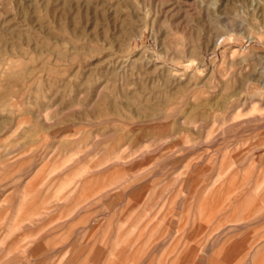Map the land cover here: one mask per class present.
Wrapping results in <instances>:
<instances>
[{
  "label": "rangeland",
  "instance_id": "rangeland-1",
  "mask_svg": "<svg viewBox=\"0 0 264 264\" xmlns=\"http://www.w3.org/2000/svg\"><path fill=\"white\" fill-rule=\"evenodd\" d=\"M263 116L264 0H0V264H264Z\"/></svg>",
  "mask_w": 264,
  "mask_h": 264
},
{
  "label": "bare ground",
  "instance_id": "bare-ground-1",
  "mask_svg": "<svg viewBox=\"0 0 264 264\" xmlns=\"http://www.w3.org/2000/svg\"><path fill=\"white\" fill-rule=\"evenodd\" d=\"M30 89V88H29ZM230 102V101H229ZM237 102V101H236ZM232 103V102H231ZM229 104V107L233 104ZM235 104V103H234ZM89 107V106H88ZM230 109V108H229ZM231 110V109H230ZM217 112V111H216ZM188 114V113H187ZM261 114V113H260ZM213 115V114H212ZM217 115V114H216ZM211 116V115H210ZM264 117V116H263ZM200 118V117H199ZM154 119V118H153ZM225 119V118H224ZM228 119V118H227ZM230 119V118H229ZM13 120V119H12ZM194 120V119H193ZM226 120V119H225ZM151 121V120H150ZM153 121V120H152ZM196 123V122H195ZM203 123H204V121H203ZM202 123V124H203ZM206 124V123H205ZM207 125V124H206ZM205 125V126H206ZM144 129V128H143ZM156 129V128H155ZM157 131V130H156ZM211 131V130H210ZM133 132V131H132ZM16 133V132H15ZM210 134V133H209ZM48 136V135H47ZM258 142V141H257ZM253 146V145H252ZM249 148V147H248ZM245 150V149H244ZM131 154V153H130ZM238 154V153H237ZM130 156V155H129ZM131 156H132V154H131ZM122 158V157H121ZM232 158V157H231ZM116 159V158H115ZM123 159V158H122ZM121 159V160H122ZM127 159V158H126ZM129 159V158H128ZM242 159V158H241ZM115 162H116V160H115ZM121 162V161H120ZM103 163V162H102ZM101 163V164H102ZM225 164V163H224ZM227 167V166H226ZM149 175H150V173H149ZM221 175H222V173H221ZM219 179V178H218ZM81 183V182H80ZM183 183V182H182ZM78 185H80V184H78ZM77 185V186H78ZM137 186V185H136ZM210 186V185H209ZM228 188V187H227ZM130 190V189H129ZM208 190V189H207ZM263 190V189H262ZM128 191V190H127ZM134 191V190H133ZM212 191V190H211ZM255 191V190H254ZM206 193V192H205ZM214 193V192H213ZM224 193V192H223ZM247 195V194H246ZM248 195H249V193H248ZM250 195H251V193H250ZM253 195H255V193L253 192ZM220 196V195H219ZM241 196V195H240ZM244 196V195H243ZM205 197V196H204ZM211 197V196H210ZM221 197V196H220ZM238 197H239V195H238ZM249 197V196H248ZM253 197V196H252ZM256 196H254V198H255ZM219 198V197H218ZM235 198H237V195H236V197ZM234 198V199H235ZM259 198V197H258ZM244 199V198H243ZM249 199V198H248ZM251 199V198H250ZM250 199H249V202H250ZM237 200H239V199H237ZM252 200V199H251ZM255 200V199H254ZM248 201V200H247ZM236 202H238V201H236ZM252 202H253V200H252ZM208 203V202H207ZM246 204H248V203H246ZM251 204V203H250ZM249 204V205H250ZM253 204V203H252ZM234 205V204H233ZM249 205H247V206H249ZM261 205V204H260ZM149 206V205H148ZM147 206V207H148ZM262 206H263V202H262ZM241 207V206H240ZM201 208V207H200ZM242 208V207H241ZM148 209V208H147ZM257 209V208H256ZM259 209V208H258ZM260 209H261V207H260ZM209 210V209H208ZM235 210V209H234ZM244 211V210H243ZM242 211V212H243ZM140 212V211H139ZM257 212V211H256ZM73 213V212H72ZM144 213H145V211H144ZM190 213V212H189ZM255 215H256V213H254ZM141 215H142V213H141ZM144 215V214H143ZM241 216H242V214H241ZM187 217V216H186ZM251 217V216H250ZM138 218V217H137ZM140 218H142L141 216H140ZM140 218H139V220H140ZM188 218V217H187ZM201 218H202V216H201ZM128 219V218H127ZM130 219V218H129ZM143 219V218H142ZM242 219V218H241ZM136 220V219H135ZM203 220V219H202ZM141 221V220H140ZM126 222V221H125ZM227 222V221H226ZM240 222V221H239ZM139 223V222H138ZM137 223V224H138ZM238 223V222H237ZM253 224V223H252ZM9 230V229H8ZM13 230V229H12ZM14 232V231H13ZM250 232V231H249ZM236 236V235H235ZM238 237V236H237ZM252 238V237H251ZM208 240V239H207ZM256 247V246H255ZM196 248V247H195ZM226 248V247H225ZM199 249V248H198ZM113 251V250H112ZM257 251V250H256ZM252 254H254V253H252ZM245 255V254H244ZM111 256H112V254H111ZM112 257H115L114 255L112 256ZM233 257V256H232ZM94 258V257H93ZM111 258V257H110ZM114 259V258H113ZM27 260V259H26ZM63 260V259H62ZM61 261V260H60ZM176 261V260H175ZM202 263H203V261H201ZM207 262V261H206ZM233 262V261H232ZM110 263V262H109ZM45 264V263H44ZM204 264V263H203ZM207 264V263H206ZM255 264V263H254Z\"/></svg>",
  "mask_w": 264,
  "mask_h": 264
}]
</instances>
